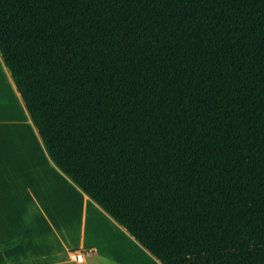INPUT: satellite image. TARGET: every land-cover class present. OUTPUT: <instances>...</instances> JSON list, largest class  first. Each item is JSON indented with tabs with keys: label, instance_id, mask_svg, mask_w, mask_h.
<instances>
[{
	"label": "trees",
	"instance_id": "trees-1",
	"mask_svg": "<svg viewBox=\"0 0 264 264\" xmlns=\"http://www.w3.org/2000/svg\"><path fill=\"white\" fill-rule=\"evenodd\" d=\"M0 54L53 163L158 262L264 264V0H0Z\"/></svg>",
	"mask_w": 264,
	"mask_h": 264
},
{
	"label": "crops",
	"instance_id": "crops-1",
	"mask_svg": "<svg viewBox=\"0 0 264 264\" xmlns=\"http://www.w3.org/2000/svg\"><path fill=\"white\" fill-rule=\"evenodd\" d=\"M16 240L0 264H161L53 163L0 54V244Z\"/></svg>",
	"mask_w": 264,
	"mask_h": 264
},
{
	"label": "built area",
	"instance_id": "built-area-1",
	"mask_svg": "<svg viewBox=\"0 0 264 264\" xmlns=\"http://www.w3.org/2000/svg\"><path fill=\"white\" fill-rule=\"evenodd\" d=\"M71 258L77 263H84L86 254L83 251H75L71 253Z\"/></svg>",
	"mask_w": 264,
	"mask_h": 264
},
{
	"label": "rangeland",
	"instance_id": "rangeland-1",
	"mask_svg": "<svg viewBox=\"0 0 264 264\" xmlns=\"http://www.w3.org/2000/svg\"><path fill=\"white\" fill-rule=\"evenodd\" d=\"M139 259H141V260H142V258H139Z\"/></svg>",
	"mask_w": 264,
	"mask_h": 264
}]
</instances>
